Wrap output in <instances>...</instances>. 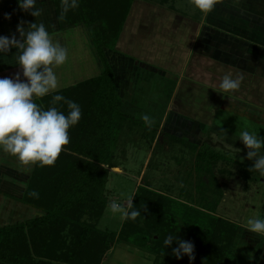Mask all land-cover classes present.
Here are the masks:
<instances>
[{"label":"crops","instance_id":"crops-1","mask_svg":"<svg viewBox=\"0 0 264 264\" xmlns=\"http://www.w3.org/2000/svg\"><path fill=\"white\" fill-rule=\"evenodd\" d=\"M161 2L163 6H160L159 2L155 4L148 0H133L115 46L104 47V56L112 70L113 84L121 101L120 109L138 123L130 127L127 124L128 126L122 127L117 133L116 138L119 142L112 148V155L118 158L112 160H116L117 164H120L118 155L127 154L130 150V147L123 146L122 141L124 143L131 141L132 145L136 142H149L150 138L147 136L148 131L143 127L145 123L142 116L149 115V110L160 108L155 101L157 97L150 95L149 83L153 72L148 68L159 70L164 66L151 67L153 61L145 54L146 49L151 51V41L162 43V46H172L171 56L167 59L172 63L170 66L172 72H177L168 102L162 105V112H158L154 120L158 132L167 126L173 130L171 133L185 135L188 129L195 137L203 125L205 127L211 123L214 130L218 128L226 130L229 124L221 122L222 127L215 126V121L211 120L212 111L208 122L197 119V113L192 114L188 111L190 108L203 109L204 105L207 116L209 109L217 106L216 102H210L211 99L191 104L189 101H178L182 99V96L179 98L176 96L181 93L178 82L181 74L178 72L187 70L201 72L205 75L206 83L201 77L195 81L201 86H214L216 82L219 84L225 74L248 72L251 76L260 77L262 73L259 72H264V0H220L216 4L218 8L214 6L208 13L197 9L195 13L200 11L199 16L183 13L176 7V0ZM36 7L43 9L39 17L20 9L17 0H0V35L9 37L15 35L20 39L18 26L24 27L27 31L30 23L43 22L53 39L68 50L65 64L55 69L60 84L58 90L77 86L82 81L101 75L104 61L97 52L86 25L82 23L61 28L55 0H37ZM6 13L10 14V18H5ZM16 51L12 48L8 53H0V78H15L19 74L21 80L27 79L22 74V68L16 64L18 55ZM215 72L225 73L218 76ZM238 90L229 93L230 97L225 99L236 103L237 105H233L234 108L257 110L259 107L257 111L260 112L262 108L260 102L252 101L242 94L239 96ZM210 96L219 98L218 95ZM46 103L50 106L49 100ZM83 103L85 102L78 104ZM63 104L61 102L60 107L67 106ZM227 111L230 112V109ZM35 164L24 165L14 156L0 150V225L40 215V210L21 200ZM237 250L239 255L249 260V264H264V242L258 255L257 252L240 250L238 246ZM0 264L5 263L0 261Z\"/></svg>","mask_w":264,"mask_h":264},{"label":"trees","instance_id":"trees-1","mask_svg":"<svg viewBox=\"0 0 264 264\" xmlns=\"http://www.w3.org/2000/svg\"><path fill=\"white\" fill-rule=\"evenodd\" d=\"M132 2L78 0V7H70L65 13L63 0H55L61 28L85 24L104 61V70L101 75L82 81L77 86L58 90L67 99L77 103L86 98V105L81 107L82 115L78 124L69 129L70 142L63 147L55 164L41 166L36 162L33 168L21 200L40 210V215L0 225L1 262L101 264L104 253L119 239H128L134 231L132 226L128 230L127 223L118 234L100 230L96 226L106 205L104 190L108 169L105 165H111L112 148L117 143V134L112 133L113 128L118 133L128 119L132 120L120 109L121 101L113 84L112 70L104 56V47L115 46ZM55 94L36 99V103L41 105L43 102L41 106L48 108L46 102H51ZM61 102L55 106L67 113V106L60 107ZM191 148L196 150L197 158L208 164H199L197 172L203 169L209 171V166L225 159L224 153L214 151L207 144L193 143ZM246 173H251L249 167ZM33 190L39 193V198L30 195ZM145 192L147 198L138 200L140 188H137L133 206L140 209L145 199L148 200L146 204L154 202L157 208H164L171 213L174 209L178 211L181 206L180 214L187 226L188 235L183 239L194 244L195 259L191 264H233L230 255L234 248L232 241L236 228L230 220L212 216L155 190L147 189ZM84 216L88 219H83ZM175 223L174 218L170 217L163 224L140 228V232L145 230L144 234L138 236L136 233V239L132 242L139 246L149 245L147 248L155 250L156 255L161 253L166 256L167 253L171 256L176 242L173 241V246L163 250V240L169 234L176 235ZM179 236L182 238L183 234ZM173 258L172 255L170 264H179L178 261L173 263ZM183 259L189 260L187 255ZM246 262L249 264L248 260Z\"/></svg>","mask_w":264,"mask_h":264},{"label":"rangeland","instance_id":"rangeland-1","mask_svg":"<svg viewBox=\"0 0 264 264\" xmlns=\"http://www.w3.org/2000/svg\"><path fill=\"white\" fill-rule=\"evenodd\" d=\"M148 1L155 4L159 2L160 6L164 5L161 0ZM175 4L183 13L198 14V16L201 14L200 11L195 13L198 8L194 6L192 0H176ZM174 13L177 14L175 11ZM151 43V51L147 49L145 51L146 57L153 61L150 64L151 67H156L154 65L164 66V68H159V70L148 68L150 72H153V77L149 83L150 95L157 97L155 101L160 107L159 109L156 107L153 110H149V116L156 120L157 113H161V108L168 102L177 72H172L173 70L170 67L172 63L167 59L171 56L170 50L172 46H162V43H155L154 41H151ZM164 56L166 57L165 60L163 59ZM189 71L178 72L179 75L181 74L178 82L182 93L177 91L179 93L176 95L177 98L182 96V99L178 101H189L191 104L211 99L210 102H216L217 106L215 108L211 107L207 116L204 105H202L203 109L195 110L194 108H190L188 111L192 114L197 113V119L204 120L205 122L209 121L208 118L212 111L211 120L215 121V126L222 127L221 122L229 123L226 128L224 127L229 135L225 138V130L221 128L214 130L210 125L211 123L205 125V127L203 125L195 137L188 129L187 134L178 133L177 135L171 133L173 130H170L167 126L158 132L157 125L149 128L144 124L143 127L148 131L147 136L150 138L148 143L144 141L142 143L136 142L132 145L131 141H125V143L122 141L123 146L130 147V150L127 154L120 153L118 155L120 156L118 160L120 164H117L116 160H112L111 165H105L108 169L104 190L106 205L101 216L96 221V226L100 230L113 231L118 234L127 223L128 230L129 226H132L134 227V231L128 236V239L116 241L104 253L101 264H170L172 255L169 256L166 252V256L164 254L161 255V253L156 255L155 250L150 251L147 248L149 245L139 246L132 242L136 239V233L138 236L144 234L145 230H141L140 232L138 229L147 228L148 225L156 226L163 224L170 217L176 221L175 234H183L182 239L188 236L186 231L187 226L182 221V213L180 214V211H182L181 206L178 207V211L174 209L173 213H171L172 211L169 212L164 208H157V204H154V202L146 204L148 200L145 199L143 201L145 203L140 207L141 216L137 217L135 221L121 220L119 215H113L110 212L108 206L112 201H117L126 206L127 195L136 194L137 188H140L138 200H144L146 197L145 191L151 189L203 210L212 216L230 220L236 228V234L232 241L234 248L230 255V260L233 264H247V259L239 255L237 246L240 250L245 249L250 252H257V255L261 251L264 238L241 225L246 224L250 217L260 216L264 218V177H261L256 171L246 173L247 167L250 168L252 166L253 160L247 158L248 149L242 141L239 139L233 140L232 136L241 129L248 128L259 132L264 137V72H259L262 73L260 77L251 76L248 72H235L237 73L236 75L231 74L233 78L237 76L243 77L238 95L242 94L252 101L260 102V107L262 108L259 112L257 111L259 107L257 109V107L253 106L257 110L234 108L233 105L236 103L225 99L226 97H230L229 93H219L221 90L217 82L214 86H201L200 83H196L195 81L199 80L198 77L203 78L205 81V75L201 74V72L194 73ZM159 72H165V74ZM215 73L221 76L225 72ZM209 94L218 95L221 100ZM82 102L85 103H83L84 105L79 104L80 107H85L86 98ZM40 104L42 105L43 103ZM227 109H230V112ZM127 124L129 127L135 126V124L138 125L135 119H128V122H125L123 127ZM112 133L114 135L117 134L116 128H113ZM85 134L89 136L88 133L85 132ZM118 142L119 140L116 145ZM193 143L197 145L207 144L214 151L224 153L225 159L219 160L217 163L209 166L211 167L209 171L208 169H203L197 172L196 169L199 164L203 166H208V164L195 156L196 150L191 148V144ZM154 146H156L155 149H153ZM113 154H115V151ZM111 158L118 159L113 155ZM144 163L145 165L143 166ZM142 166L143 169L139 172ZM145 208L147 211L144 210ZM86 218L88 219V217L84 216L83 219ZM153 237L156 238L157 235L154 234ZM173 245L174 243L171 246ZM160 247L162 249V246ZM166 247L168 248L169 246H165L163 250H166ZM161 249H159L160 252ZM183 258H185V255L181 259H177L174 256L173 263L178 261L179 264H191L189 260Z\"/></svg>","mask_w":264,"mask_h":264},{"label":"clouds","instance_id":"clouds-1","mask_svg":"<svg viewBox=\"0 0 264 264\" xmlns=\"http://www.w3.org/2000/svg\"><path fill=\"white\" fill-rule=\"evenodd\" d=\"M218 0H192L196 8L202 12L212 11ZM20 9L34 17L42 15L43 9L37 8V0H17ZM64 12L69 8L78 7V0H63ZM5 18H10L6 13ZM20 39L15 35L9 37L0 35V53H8L12 48L18 52L16 64L22 68L26 80H21L19 74L15 78H0V150L14 156L24 165L39 162L41 166L54 165L63 147L70 142L69 129L78 124L82 110L80 105L67 99L59 93L60 87L56 68L65 64L68 50L55 41L43 22L28 25V30L18 26ZM243 77L233 78L225 74L220 83L219 93H232L241 87ZM50 93H56L48 108L36 103V98H43ZM63 101L67 105V113L55 105ZM145 125L151 128L155 121L145 114L142 116ZM228 136L227 130L224 132ZM239 139L248 149L247 158L253 160L249 171H256L264 177V137L259 132L248 128L241 129L233 135V140ZM28 171V169H25ZM31 196L39 198V193L33 190ZM123 195V194H122ZM135 194L126 197V206L112 201L108 206L113 215H119L121 220H133L141 216V209L133 205ZM144 208V207H143ZM147 211V209H144ZM244 228L264 237V218L250 217ZM172 247V255L181 259L187 255L189 261L195 259L194 244L182 239L179 235L169 234L163 240V245Z\"/></svg>","mask_w":264,"mask_h":264}]
</instances>
